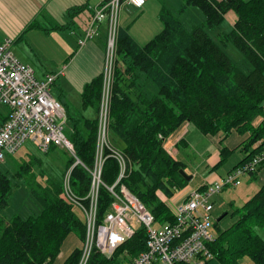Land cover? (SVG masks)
<instances>
[{
    "label": "trees",
    "instance_id": "1",
    "mask_svg": "<svg viewBox=\"0 0 264 264\" xmlns=\"http://www.w3.org/2000/svg\"><path fill=\"white\" fill-rule=\"evenodd\" d=\"M80 8L68 9L66 16L73 17ZM187 8L199 9L202 20L186 24L176 13ZM228 11L235 14L233 28L227 33L217 32L215 39L211 33ZM160 20L162 29L144 44H138L126 28L118 27L116 32L108 115L111 148L103 152L96 224L102 223L115 198L107 187L113 186L119 194L122 185L150 211L156 223L172 221L168 200L188 181L179 172L184 164L164 144L183 122L195 125L204 135L218 137L220 142L231 133L242 135L236 149L243 152V157L229 171L264 150V0H183L176 12L163 8ZM218 42L231 43L239 53L237 60ZM139 72L152 88L141 89L135 82ZM102 81L100 73L81 92L83 106L94 107L95 118H66L69 131L65 134L75 156H67L57 178L38 182L37 173L31 169L41 160L34 155L31 161L15 163L13 170L8 158L5 160L7 170L0 171V209L7 206L13 186L21 179L28 181L29 196L38 209L26 216H0V264H52L70 233H75L82 245L74 248L62 264H77L87 228L79 204L87 208L90 203ZM183 142L181 138L177 146ZM112 149L121 152L125 160L119 180L120 166ZM220 153L225 161V147ZM262 164L248 175H254ZM68 170L75 201L63 191ZM213 199L214 195V217ZM219 216L214 217L215 237L207 245V257L189 264H243L244 258L264 264V183L250 198L226 208ZM226 216L232 219L221 226ZM146 238L145 226L140 224L111 257L93 248L86 264L131 260L146 248Z\"/></svg>",
    "mask_w": 264,
    "mask_h": 264
},
{
    "label": "built area",
    "instance_id": "2",
    "mask_svg": "<svg viewBox=\"0 0 264 264\" xmlns=\"http://www.w3.org/2000/svg\"><path fill=\"white\" fill-rule=\"evenodd\" d=\"M133 0H104L95 8L94 14L78 39V45L93 37L96 25L104 22L106 41L102 70V93L98 112L97 160L92 172L89 192L90 203L87 208L79 204L85 213L87 222L86 237L77 264H86L91 250L96 248L107 257L129 238L134 227L131 221L142 224L146 229V248L131 260L121 264H189L199 262V257H207V245L213 241V202L211 197L223 187L237 186L241 175L254 171L264 163V150L250 161L237 166L224 176L197 189H190L185 197L175 203L171 198L168 206L173 215L172 221L156 223L149 210L133 196L123 185L119 194L113 186L107 187L115 196L114 201L102 223L96 224L95 213L97 190L100 181L103 152L109 143V96L116 61V32L119 27V15L123 4L141 7ZM10 40L0 42V104L8 108L6 119L0 125V169L7 170L6 158L15 154L26 142L31 141L44 151L52 145L59 147L71 156H75L72 143L64 132L66 124L65 110L58 99L50 92L55 75L47 74L37 79L33 69L18 60L10 50ZM112 155L119 163L117 180L123 176L125 160L121 152L112 149ZM79 161L77 160L76 163ZM69 170L64 174L63 191L65 196L75 201L69 186Z\"/></svg>",
    "mask_w": 264,
    "mask_h": 264
},
{
    "label": "crops",
    "instance_id": "3",
    "mask_svg": "<svg viewBox=\"0 0 264 264\" xmlns=\"http://www.w3.org/2000/svg\"><path fill=\"white\" fill-rule=\"evenodd\" d=\"M103 1L0 0V42L9 39L11 41L10 50L12 53L19 61L29 65L33 69L37 79H43L47 74L55 75L50 92L64 107L68 120L76 116L90 119L96 116L94 107L83 106L81 92L83 86L103 70L106 41L105 23H97L95 34L84 45L79 46L78 39L84 34L95 8ZM181 1L183 0H146L141 7L123 4L119 15V26L127 28L131 37L138 44H144L162 29V22L160 20L162 9L176 12L178 11L177 5H179L176 3H181ZM73 7L81 8L73 17H67L66 11ZM139 10H141V14L132 19V16ZM187 10L188 8L185 9V11ZM128 12H131V15H128ZM121 65L119 64V66ZM137 76L135 82L141 89L147 90L152 88V84L145 80L143 73L139 72ZM7 114L8 108L0 109V125L6 119ZM192 126L189 122H183L166 139L164 147L174 157L180 159L179 152L176 149L177 142L181 138L184 140L185 138H189L192 130H194ZM211 139L220 148L225 147V160H227L228 152L235 150L243 137L238 133H231L221 142L218 141L219 138L216 136L211 137ZM182 144L185 145L186 140ZM241 158L227 165L224 174H220L218 169L210 174L206 172L204 179L199 183L198 187L224 176ZM218 161V157L214 156L209 160L210 165H208L206 170L209 168V170L213 169ZM263 172L264 166L254 175L248 176L250 179L255 178ZM190 176L191 179L194 177L193 174ZM196 178L197 174L194 179ZM190 189H195V187L191 183H188L173 196L174 202L181 201ZM213 200L214 214H216L218 209L223 208H218L217 196ZM230 205L232 204L230 203L228 207ZM233 205L239 204L233 203Z\"/></svg>",
    "mask_w": 264,
    "mask_h": 264
},
{
    "label": "rangeland",
    "instance_id": "4",
    "mask_svg": "<svg viewBox=\"0 0 264 264\" xmlns=\"http://www.w3.org/2000/svg\"><path fill=\"white\" fill-rule=\"evenodd\" d=\"M176 4H179L177 5L178 6L177 8L180 9V3H176ZM129 14L131 15V12H128V15ZM140 14H141V10L137 11V13L132 16V19L136 18ZM176 15L179 16L184 22L186 21V24H188L187 21L189 20L193 22H199L202 20V14L200 10L197 8H188L187 11L184 10V12L176 13ZM234 18H235L234 12L228 11L224 15V18L220 21L218 26L211 33L212 36L215 39H217L215 37V34L217 32L227 33L231 31L233 28ZM137 25L139 26V24ZM139 31L143 32L142 30ZM219 45L233 60H237L239 53L231 43H226V44L219 43ZM109 101H110V96H109ZM3 108H7V107L0 104V109ZM192 127L194 128V130H192L191 134L189 135V138H185L186 144L176 146V149L179 152L180 160L184 164L185 173L187 175L193 174L194 177L197 174L196 179H194L193 177L190 181H188L189 184L191 183L195 188H197L199 183L202 182V180L204 179V174L206 172L210 174L214 172V170L218 169V172L220 174H224L226 166L238 161L242 157L243 152L240 151L239 149H235L232 152L229 151L227 154L228 156L227 160H225L224 162L225 157L223 154L220 153V146L217 143H215L214 140L211 139V137L202 134L195 125H193ZM68 131H69V125L65 124L64 132L66 133ZM33 155L38 157L41 160V162L34 164L31 170L34 174L37 173L36 180L38 182L44 183L47 180V178L49 177L57 178L60 175L61 173L60 171L67 159V156H69L70 154L61 148L58 147L52 148L51 146L49 147L48 151H44L42 149H39L31 141H26L15 154L10 155L8 157V163L10 162L9 165L13 167L12 168L13 170L15 169V165H14L15 163L17 162L20 163L23 160L31 161V157H33ZM214 156H217L219 160L215 165L217 169L209 170L210 169L209 168L206 170V168H208V165H210L209 160L212 159ZM0 171L2 172L1 169ZM27 177H29V175H27ZM27 182L28 181L24 182V179H21L16 183L15 186H13L12 193L9 196L7 206L5 208L0 209V216L4 215L6 217H9L14 214L26 216L38 209V206L29 196L28 193L29 187L27 186ZM263 183H264V172L261 175H257L255 178H251V179L249 178L248 174L241 175V184L239 186L235 188H229V187L223 188L218 193V195L217 194L214 195V197L217 196V206H219L218 208L221 207L223 208V209H218L215 216L217 217L221 213L225 212L226 208H228L230 203L232 205L233 203L240 204L245 200H247L248 198H250L255 192L258 191V189ZM231 219L232 218L230 216L224 217V219L220 222V225L221 226L227 225V223H229ZM131 222L134 228L139 226V224L136 221L133 220ZM262 234L264 237V232ZM81 245L82 242L81 243L79 242L77 235L75 233H70L63 241L61 249L52 264H62L66 256L74 248L78 247L80 249ZM242 262L243 264H253L252 260L249 258H244Z\"/></svg>",
    "mask_w": 264,
    "mask_h": 264
},
{
    "label": "water",
    "instance_id": "5",
    "mask_svg": "<svg viewBox=\"0 0 264 264\" xmlns=\"http://www.w3.org/2000/svg\"><path fill=\"white\" fill-rule=\"evenodd\" d=\"M179 172H180V174H181V175H182L187 181H189V180L191 179V176H190V175H187L183 169H180ZM223 216H224V214H222L221 216H219V217L217 218V221H219Z\"/></svg>",
    "mask_w": 264,
    "mask_h": 264
},
{
    "label": "clouds",
    "instance_id": "6",
    "mask_svg": "<svg viewBox=\"0 0 264 264\" xmlns=\"http://www.w3.org/2000/svg\"><path fill=\"white\" fill-rule=\"evenodd\" d=\"M133 2L139 4L141 0H133Z\"/></svg>",
    "mask_w": 264,
    "mask_h": 264
}]
</instances>
